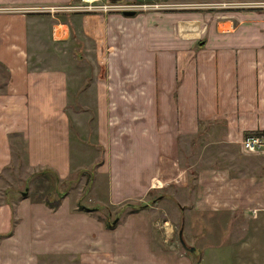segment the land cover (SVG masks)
<instances>
[{"label": "crops", "instance_id": "crops-1", "mask_svg": "<svg viewBox=\"0 0 264 264\" xmlns=\"http://www.w3.org/2000/svg\"><path fill=\"white\" fill-rule=\"evenodd\" d=\"M75 2L0 0V175L90 168L54 209L0 188V264H264V156L237 148L264 133V17L21 11Z\"/></svg>", "mask_w": 264, "mask_h": 264}, {"label": "rangeland", "instance_id": "rangeland-1", "mask_svg": "<svg viewBox=\"0 0 264 264\" xmlns=\"http://www.w3.org/2000/svg\"><path fill=\"white\" fill-rule=\"evenodd\" d=\"M121 2L134 3L136 5L137 4H148L152 6L155 5L158 8L160 7V10L177 11V12H183V11L186 12L188 10H193V11L203 12V13H212V12H225V11H236L237 10V11L246 12L249 16H255V17L258 16V18L253 17V18H249L248 20V21L255 20V22L261 21L262 20L261 18L264 17V0H123ZM193 11H189V12H193ZM38 13H41V12H38ZM262 21L264 22V18ZM87 47H90V44ZM86 53L89 54L87 64H75L74 62H70V64L66 66L68 76H70L73 82L77 81V90L81 89L82 86L85 87L89 83L90 80L86 79L87 77H92L93 66L91 65L90 61L93 59L89 51H86ZM98 74L99 75L103 74L102 67H100ZM76 106L79 110H81V107L78 103H76ZM88 128H90V123L88 124ZM262 132L263 131H261L260 134H264ZM244 136H245V133H243L242 137ZM210 147H211L210 145H206L205 147H203L202 153L205 154ZM237 148L238 150L240 149L239 144ZM92 149H94V147H92ZM184 150H185V147H184ZM221 150L223 152L231 153L232 152L231 150H234V149L232 147L230 150H225V147H223ZM92 154L96 155V153L94 152H92ZM245 154L264 156V154L262 153H258V154L257 153H245ZM89 158L90 156L88 155L86 159L82 158L81 161L82 162L87 161V159ZM184 163L186 164V161H184ZM184 163L182 164L184 165ZM248 164H249V169H248L247 174L249 178H255L256 175L254 172V167L256 166L258 168L261 164V161L257 159H252L248 161ZM89 169L76 170L75 172L71 173L69 177H67V179L65 180L66 181L65 183L64 181H61V183L59 184V180L54 176L52 172L42 174L39 172L36 173L35 170L30 171V172L26 171V166L23 161V158L20 159V157L18 156V160L17 161L13 160L12 164L8 168H6L3 171V173L0 175V188L2 189L4 187L8 191H10V193L15 192V195H19V196H20V193L26 192V195H28L29 197L33 199L47 197L48 193L46 192L49 190L50 191L49 200L54 201V199H58V196L60 194L63 196L66 195V192L69 189V186H68L69 184L75 185L76 183V187L77 186L82 187V190L79 189L78 190L79 192L77 193H80L81 191V193H83V196H84L87 191L84 184H85V181H88L90 178ZM178 180L181 181L184 185L188 186V185H191V181L193 179H191V177H187V178L183 177V178H179ZM73 191H75V188L73 189ZM2 193L4 196L5 195L4 192ZM179 196H180V200H181V197H183L182 199L183 202L191 206L192 200L188 199L189 201H186V199L184 198L186 194H179ZM127 204H133V203H127ZM125 206H128V205H126V203L124 205L122 204L118 209H116L114 213H120L119 211H121L123 208L130 209L129 206L128 207H125ZM102 212L104 211H101L99 217L104 219L106 217L103 215ZM168 214H170V211L168 212ZM178 229L179 228L177 227L174 232L175 242H178L177 241L178 239L176 237ZM179 238L182 239L181 236ZM187 242H190V241H187Z\"/></svg>", "mask_w": 264, "mask_h": 264}, {"label": "built area", "instance_id": "built-area-1", "mask_svg": "<svg viewBox=\"0 0 264 264\" xmlns=\"http://www.w3.org/2000/svg\"><path fill=\"white\" fill-rule=\"evenodd\" d=\"M145 9H160L157 6L148 4L134 3H107L102 0H77V2L66 5L35 7L31 9H21V11H39L47 13L55 12H82V13H97V12H123V11H138ZM5 8L0 7V11ZM241 151L245 153H262L264 154V134H246L239 142Z\"/></svg>", "mask_w": 264, "mask_h": 264}, {"label": "trees", "instance_id": "trees-1", "mask_svg": "<svg viewBox=\"0 0 264 264\" xmlns=\"http://www.w3.org/2000/svg\"><path fill=\"white\" fill-rule=\"evenodd\" d=\"M258 133H260V132H258ZM246 134H249V133H245V135ZM39 173H42V174H46V173H50L49 172V170H47V169H44V170H42V171H38ZM66 181L64 180V183H65ZM49 190L46 192V193H48V196L47 197H45L44 199H43V201H44V203L48 206V207H50V208H52V209H54V208H56V206L58 205V203H59V199H60V197L62 196L61 194L58 196V199H54V201H51V200H49L50 199V197H49ZM126 205H128L129 207H130V212H134V211H136V210H138V209H141V208H143L145 205L144 204H142V203H136V204H127L126 203ZM76 208H77V210H81V211H91V209H86L85 207H83L82 205H80V204H77L76 205ZM92 210H97V209H92ZM105 226L106 227H111V223L110 222H108V221H106L105 222ZM8 234V232L6 233V234H0V237H2V236H4V235H7Z\"/></svg>", "mask_w": 264, "mask_h": 264}, {"label": "water", "instance_id": "water-1", "mask_svg": "<svg viewBox=\"0 0 264 264\" xmlns=\"http://www.w3.org/2000/svg\"><path fill=\"white\" fill-rule=\"evenodd\" d=\"M123 15L126 16V17H131V16L134 15V13H133V11H124V12H123ZM22 195H25V192H23ZM180 242H181V244L183 245V242H182L181 239H180ZM190 250H192V248H191Z\"/></svg>", "mask_w": 264, "mask_h": 264}]
</instances>
